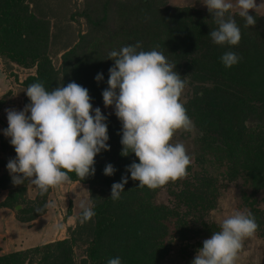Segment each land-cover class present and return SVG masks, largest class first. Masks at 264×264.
Listing matches in <instances>:
<instances>
[{"label": "trees", "instance_id": "obj_1", "mask_svg": "<svg viewBox=\"0 0 264 264\" xmlns=\"http://www.w3.org/2000/svg\"><path fill=\"white\" fill-rule=\"evenodd\" d=\"M29 1L0 0V58L6 62L7 67L12 62L23 68H36V73L23 81L26 89L36 82L42 83L49 91L69 82L87 89L88 79H91L93 82L88 92L102 97V91L108 87V70L114 63L108 53L137 42L141 45L138 51H150L149 41L145 40L150 38L147 27L157 20L158 27L162 28L161 36L156 39L161 44L157 51L164 55L185 84L193 90L192 98L184 107L198 132L203 154H208L213 161H219L229 171L239 172V166L247 171L251 168L250 177L253 181H264L263 17L259 24L240 29L241 40L238 46L222 47L214 44L209 36L210 31L215 29V22L203 20L191 9L167 14L157 6L161 0H133V3L126 0L125 5L117 11L118 0H86L84 14L90 32L83 37L84 44H77L62 55V81L61 73L53 65L48 53L50 23L40 13L37 15L33 11ZM116 15L122 24L116 22ZM97 39L104 40L95 45L98 49L95 51L90 44ZM104 42L107 43V49L103 48ZM90 49L94 50L92 52L98 62L83 64V57ZM227 51L236 53L240 58L230 68H225L220 60ZM188 53L199 55L196 56L198 58L179 62L188 58L185 56ZM98 73L103 74L100 82L93 78ZM86 74L94 76L86 79ZM28 103L25 94L23 104L25 106ZM255 113H259L257 123L247 124ZM110 129L115 132L121 130V124H110ZM4 142L3 150H6V145L14 150L9 142ZM109 149L95 157L94 175L83 180L75 173H68L70 181L88 185L94 217L81 224L79 212L77 225L69 229L70 238L0 256V263L24 264L32 252L34 255L42 253L46 264H73V245L85 241V262L89 264H107V260L114 257H119L121 264H161L169 253V249L162 244V238L168 234V226L161 223L165 217L162 207H151L150 199L157 189H150V192L147 187L138 188V181L132 180L126 171L131 163L120 154L122 148ZM107 164L115 168L112 176L103 174ZM125 176L128 182L124 185L125 191L121 193V198L118 201L111 200V185L121 182ZM207 179L208 174L207 178L202 174L197 181L199 190L186 191L183 188L176 193L175 199L191 201L201 198L194 206L209 209L208 196L212 192L211 189L207 191ZM27 184L26 180L23 185ZM0 188L13 191L14 185L9 173L0 177ZM195 192L199 196L195 197ZM136 202L142 203L143 207L140 204L138 212L128 215L130 204ZM10 203L8 199L7 204ZM167 211L169 215L171 211ZM156 223H159L158 226ZM32 260L31 257L29 264H33Z\"/></svg>", "mask_w": 264, "mask_h": 264}, {"label": "clouds", "instance_id": "obj_2", "mask_svg": "<svg viewBox=\"0 0 264 264\" xmlns=\"http://www.w3.org/2000/svg\"><path fill=\"white\" fill-rule=\"evenodd\" d=\"M217 27L210 31L211 41L219 46H238L241 30L232 18V10L254 26L257 0H203ZM140 42L108 53L114 63L108 70V87L101 93L105 108H112L120 121L121 155L134 154L126 171L138 188L157 189L186 175L190 157L182 143L172 142L178 131L191 132L193 123L180 102L185 87L181 75L164 55L153 49L138 51ZM232 51L220 60L225 68L238 63ZM94 79L103 80L98 73ZM29 103L23 110L6 109L7 127L2 134L14 148L15 158L6 168L14 186L27 180L41 194L68 182V173L81 179L95 174V157L108 151L107 117L93 108L88 89L69 82L46 90L32 83L24 91ZM115 168L107 164L103 174L112 176ZM128 178L111 185L110 199L118 201ZM80 223L95 215L93 204L81 199ZM219 230L203 240L190 264H236L245 239L254 236L257 224L250 213L237 211L218 224ZM107 264H121L119 257Z\"/></svg>", "mask_w": 264, "mask_h": 264}, {"label": "rangeland", "instance_id": "obj_3", "mask_svg": "<svg viewBox=\"0 0 264 264\" xmlns=\"http://www.w3.org/2000/svg\"><path fill=\"white\" fill-rule=\"evenodd\" d=\"M118 1L117 11L120 10V6L125 5L126 0ZM129 1L133 3V0ZM29 3L37 15L40 13V16L47 18L50 23L48 53L53 65L61 73L60 76H62L63 81L62 55L77 44H84L83 37L90 32V25L84 14L86 0H30ZM202 3L203 0H161L157 6L160 10L164 9L167 14L178 12L180 9H191L193 13L197 12V16L203 17V20H213L206 6ZM126 4L130 5L129 2ZM257 5L256 11L250 12L255 16L256 25L259 24L261 17L264 18V0H257ZM144 9L146 8L144 7ZM237 11L236 9L232 10V18L236 21L237 26L242 29L245 21L236 14ZM116 22L122 24L121 19H117V15ZM147 29L150 38L145 40L149 41L147 42L149 50L160 49L161 44L156 39L161 36L162 28L158 27L157 20L151 22ZM103 40H94L90 45L96 49L95 51H98L95 45H99ZM113 44L115 45V42ZM106 45L107 43L104 42L103 48L107 49L108 46ZM92 51L94 50L92 49L83 57V64L89 65L98 62L97 56ZM198 55L185 54L188 57L187 60L181 59L179 62H186ZM35 73V67L23 68L12 62L7 67L6 62L0 58V86L5 85L3 89H8L2 93L3 95H0V172L2 167L6 165L1 153L15 152L13 149H9L10 146L7 145L6 150L2 148L5 143L4 140L8 142V139L2 134V130L7 127L5 110H23L24 91L26 90L23 81ZM91 75L94 76V74H86V79ZM92 82L93 80L88 79L87 89L92 86ZM0 91L2 92V88ZM192 94V88L185 84L180 96V102L183 106L192 98ZM89 95L93 108L99 107L102 114L107 117L109 136L107 143L109 147L122 148L120 130L115 132L110 129V124L120 123L114 115L113 109L104 107L102 97L99 94L89 93ZM258 116L259 113H255L247 124H256ZM172 142H179L184 145L190 157V164L186 168L185 176L157 188L154 192L155 195L150 199L152 208L154 206L162 207L165 217L161 223L164 222L168 226V234L162 238V244L169 249V253L161 264H190L197 249L202 247L203 240L210 238L212 232L219 230L220 220L237 211L250 213L258 227L253 237L243 241L236 264H264V181L255 183V180L253 181V178L250 177L251 168L247 171L239 166V172L229 171L219 161H213L214 159L208 154H203L198 132L194 127L191 132H176ZM126 159L130 163L138 161L134 154H130ZM205 170L206 172H204ZM201 173L206 178L207 174L209 176L206 182L207 191L209 192L211 189L212 192L210 197L208 196L209 209H205V206H194V203L201 198L191 199V201H177L174 197L183 188L186 191L199 190L197 181L201 178ZM2 176L0 173V177ZM87 186L68 180L59 187L50 188L44 194H41L29 182L26 186H14L13 191L17 192L12 191L13 193L10 189L0 188V256L18 251H28L48 243L70 238L69 229L75 228L78 222L79 202L85 198L89 200ZM193 195L196 197L199 196V193L195 192ZM8 199H10V204H7ZM140 204L142 203L130 204L128 215L138 212ZM141 206L143 207V204ZM166 208L171 211L169 215ZM158 224L156 223V226ZM86 249L85 241H78L73 245L71 251L73 264H89L85 262ZM31 257L33 264L45 263L42 253L34 255L31 252L24 264H29Z\"/></svg>", "mask_w": 264, "mask_h": 264}, {"label": "water", "instance_id": "obj_4", "mask_svg": "<svg viewBox=\"0 0 264 264\" xmlns=\"http://www.w3.org/2000/svg\"><path fill=\"white\" fill-rule=\"evenodd\" d=\"M15 152H9V151H6L4 153H1V157L6 161V164L7 162L10 160V159H13L15 158ZM2 175L4 174H7L9 173L7 168H6V165L4 167H2L1 169V172H0Z\"/></svg>", "mask_w": 264, "mask_h": 264}, {"label": "crops", "instance_id": "obj_5", "mask_svg": "<svg viewBox=\"0 0 264 264\" xmlns=\"http://www.w3.org/2000/svg\"><path fill=\"white\" fill-rule=\"evenodd\" d=\"M5 82H6V80H4ZM5 84H7V83H5ZM5 86V85H4ZM4 86H0V90H1V88H2V92L0 91V95H3L2 93H5L8 89H3L4 88Z\"/></svg>", "mask_w": 264, "mask_h": 264}]
</instances>
